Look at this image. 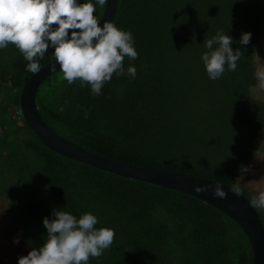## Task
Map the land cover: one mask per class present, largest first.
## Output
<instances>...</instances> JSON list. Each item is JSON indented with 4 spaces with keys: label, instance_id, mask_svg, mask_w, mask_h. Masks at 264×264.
Segmentation results:
<instances>
[{
    "label": "trees",
    "instance_id": "trees-1",
    "mask_svg": "<svg viewBox=\"0 0 264 264\" xmlns=\"http://www.w3.org/2000/svg\"><path fill=\"white\" fill-rule=\"evenodd\" d=\"M78 2L93 3L100 20L104 6ZM113 23L132 33L138 58H125V75H114L99 96L79 82L69 85L60 70L50 75L35 95L41 120L99 156L239 187L251 203L255 197L240 179L264 129V102L251 96L264 0H117ZM217 32L232 37L241 57L235 71L213 81L201 57ZM243 33H251L247 45L240 44ZM27 63L15 46L0 49V196L9 229L29 252L44 245L43 219H54L55 209L77 218L92 213L97 229H114L112 246L89 264L251 263L244 233L214 207L46 148L19 113L32 75ZM130 66L135 78L127 75ZM254 208L264 227L263 209Z\"/></svg>",
    "mask_w": 264,
    "mask_h": 264
},
{
    "label": "clouds",
    "instance_id": "clouds-1",
    "mask_svg": "<svg viewBox=\"0 0 264 264\" xmlns=\"http://www.w3.org/2000/svg\"><path fill=\"white\" fill-rule=\"evenodd\" d=\"M106 2L96 0V5L103 8ZM95 12L93 3L78 0H0V49L15 46L28 62L26 71L37 74L42 68L39 61L51 47L63 79L69 85L79 82L81 87H90L92 95L99 96L114 75H125V58L134 61L138 52L130 31L112 22H104L101 27ZM250 39L251 33H243L240 44L247 45ZM232 44V37L222 32L204 41L207 51L201 59L209 79L215 81L226 70H236L241 51H233ZM127 75L135 78L136 68L128 67ZM257 75L264 86V71ZM195 190L206 191L199 187ZM232 191L239 194L240 189ZM213 195L226 198L219 185ZM251 204L264 207V192ZM53 216L52 220L43 219L47 229L44 245L20 257L18 264H89L90 258L101 257L114 242V229H97L98 218L92 213L77 218L54 209Z\"/></svg>",
    "mask_w": 264,
    "mask_h": 264
},
{
    "label": "water",
    "instance_id": "water-1",
    "mask_svg": "<svg viewBox=\"0 0 264 264\" xmlns=\"http://www.w3.org/2000/svg\"><path fill=\"white\" fill-rule=\"evenodd\" d=\"M117 0H107L100 18V26L104 22H112L116 15ZM60 70L56 60L49 62L37 74H32L24 83L19 95V113L27 127L38 140L50 151L68 159L86 164L93 168L121 177L165 187L196 198L232 219L244 233L252 252L250 264H264V227L252 204L242 195L235 194L231 187L219 182L200 177L151 169L117 162L66 140L53 132L40 118L35 95L40 84L50 75ZM219 185L226 193V198L214 197L215 188ZM206 191H196V188Z\"/></svg>",
    "mask_w": 264,
    "mask_h": 264
},
{
    "label": "rangeland",
    "instance_id": "rangeland-1",
    "mask_svg": "<svg viewBox=\"0 0 264 264\" xmlns=\"http://www.w3.org/2000/svg\"><path fill=\"white\" fill-rule=\"evenodd\" d=\"M257 85L251 89V96L264 102V86L258 78V72L264 71V23L261 28L258 46L253 55ZM260 149L246 167L245 174L240 179L242 185L256 198L264 192V129L258 136ZM250 177L246 180L245 177ZM264 211V207H261ZM18 241V243H14ZM29 250L21 237L9 229L6 214L5 199L0 196V264H18V259L27 256Z\"/></svg>",
    "mask_w": 264,
    "mask_h": 264
}]
</instances>
